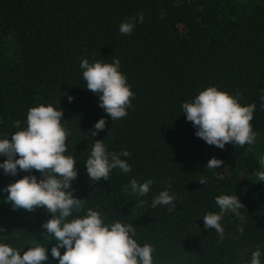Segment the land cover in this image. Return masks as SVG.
Here are the masks:
<instances>
[{
	"label": "trees",
	"instance_id": "obj_1",
	"mask_svg": "<svg viewBox=\"0 0 264 264\" xmlns=\"http://www.w3.org/2000/svg\"><path fill=\"white\" fill-rule=\"evenodd\" d=\"M141 12L143 22L122 35L120 24ZM83 59L120 61L134 93L125 117L111 121L98 106L99 97L85 88ZM210 86L239 94L242 106L255 104V144L220 149L195 135L181 105ZM261 97L264 0H0V139L26 127L29 108H61L68 131L64 155L76 160L78 173L71 187L83 199V209L67 219L91 208L107 225L132 224L134 239L154 247L153 264H250L257 246L264 264V182L257 179L264 171ZM102 117L105 129L90 136ZM97 139L109 152L130 153L120 158L131 171L117 168L107 181L89 179L84 162ZM213 157L223 164L205 169ZM25 175L41 178L35 170L9 176L0 169V244L21 255L39 244L48 249L45 264H58L51 256L56 240L41 227L50 214L42 208L13 211L5 203L4 189ZM132 179H151L149 193L123 191ZM164 190L175 196L172 211L171 205L150 206ZM220 195H235L244 205L242 220L228 212L220 221L222 239L204 228L202 218L219 212Z\"/></svg>",
	"mask_w": 264,
	"mask_h": 264
},
{
	"label": "clouds",
	"instance_id": "obj_2",
	"mask_svg": "<svg viewBox=\"0 0 264 264\" xmlns=\"http://www.w3.org/2000/svg\"><path fill=\"white\" fill-rule=\"evenodd\" d=\"M144 20L143 13L137 18H129L119 26L122 35H131L137 23ZM120 61L112 63L88 59L80 62L86 89L99 97L98 106L103 109L111 121L127 115L134 93L127 84L126 77L119 71ZM238 96L220 91L214 86L200 91L191 102L182 103V113L187 121L195 127V135L208 145L223 149L225 144H236L241 147L256 143V133L252 124L255 104L242 106ZM72 97H68L69 102ZM264 102V97H261ZM59 103V102H58ZM264 106V103H262ZM63 110L52 105H39L29 108L26 116V127L11 134V139H0V169L9 176H16L19 171L35 170L41 174L38 180L35 175H25L14 183L7 185L5 203L11 205L13 211L23 209L33 212L42 208L50 214V218L41 227L46 236H53L55 246L51 247V256L58 264H153L154 247L150 244L141 246L134 237L132 224L114 222L104 223L99 212L89 208L83 217L73 216L74 211L83 209V199L74 197L71 184L77 178L76 160L65 156L68 131L62 124ZM106 121L100 118L89 130L90 136L103 131ZM249 147V151H251ZM126 150L116 154L106 149L102 139L95 140L90 157L84 162L88 178L98 182L107 181L113 169H120L127 174L131 171L129 164L120 157H128ZM264 165V159L259 161ZM223 161L213 157L208 160L205 169L220 168ZM259 182H264V171L257 173ZM206 178L201 177L199 183L204 185ZM153 183L151 179L139 183L136 179L123 189L131 194L145 196ZM175 196L167 190L159 192L152 201L151 207L168 206L172 211ZM219 212H209L203 218L205 229H214L220 238L224 236V228L220 221L228 212L241 220L244 205L235 195L216 197ZM4 231L0 228V232ZM242 235L243 228L238 229ZM60 248H64L63 254ZM48 249L37 244L28 248L21 255L8 244H0V264H45L48 260ZM261 249L257 246L251 253L250 264H261Z\"/></svg>",
	"mask_w": 264,
	"mask_h": 264
}]
</instances>
